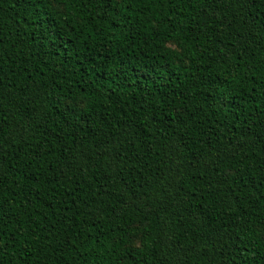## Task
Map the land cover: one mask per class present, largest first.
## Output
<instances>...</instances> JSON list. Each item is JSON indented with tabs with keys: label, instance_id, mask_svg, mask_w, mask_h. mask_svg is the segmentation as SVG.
I'll use <instances>...</instances> for the list:
<instances>
[{
	"label": "trees",
	"instance_id": "obj_1",
	"mask_svg": "<svg viewBox=\"0 0 264 264\" xmlns=\"http://www.w3.org/2000/svg\"><path fill=\"white\" fill-rule=\"evenodd\" d=\"M0 264H264V0H0Z\"/></svg>",
	"mask_w": 264,
	"mask_h": 264
}]
</instances>
